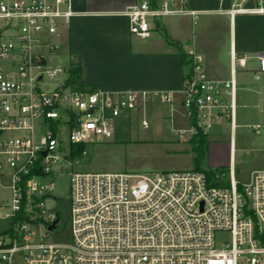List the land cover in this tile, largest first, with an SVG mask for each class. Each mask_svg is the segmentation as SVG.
I'll return each mask as SVG.
<instances>
[{"label": "built area", "instance_id": "1", "mask_svg": "<svg viewBox=\"0 0 264 264\" xmlns=\"http://www.w3.org/2000/svg\"><path fill=\"white\" fill-rule=\"evenodd\" d=\"M216 11L230 21L264 15V0H232ZM74 13L73 0H0V184L10 195L8 207L0 200L10 219L0 233V264H264V169L240 184L231 162L227 177L209 170L212 178L194 168L72 172L70 241L48 240L60 217L47 212L44 200L53 188L55 153L64 154L62 136L69 145L105 141L124 112L148 99L170 101L165 93L71 87L68 64L56 52ZM124 14L130 33L146 36L163 18L188 16L194 23L200 12L189 0H137ZM184 54L180 92L190 135H208L224 118L233 131L234 51L226 79L210 78L193 46ZM245 60L238 58L241 67ZM252 72L264 85V51Z\"/></svg>", "mask_w": 264, "mask_h": 264}, {"label": "rangeland", "instance_id": "2", "mask_svg": "<svg viewBox=\"0 0 264 264\" xmlns=\"http://www.w3.org/2000/svg\"><path fill=\"white\" fill-rule=\"evenodd\" d=\"M202 19H206L204 26ZM190 25L195 33H202L203 36L209 38L208 41L200 43L204 50L201 52L204 67L208 66L210 72H216L219 65L228 70V18L225 15L211 12L197 17L194 23L190 21ZM243 27L245 31L247 30L244 36L254 44L245 50V54H241V56L246 55V60L245 68L242 70L243 81L238 85L247 88L255 87L256 90L261 91V94L257 95L261 109L251 107L246 103L245 106H239L237 102L239 89L237 90L232 161L235 170L234 177L240 184L246 183L254 171L264 169V85L255 81L251 73V70L256 67L258 52L264 50V44H262L264 43V23L249 24ZM211 38L219 48L215 49L217 46L214 44L213 47L208 46ZM56 53L60 61L67 65L68 58L63 47L60 46ZM236 70L240 72L241 68L237 66ZM244 94L247 95L249 92L244 91ZM114 121L115 128L110 139L84 144L83 152L73 158L64 155L68 154L70 145L65 135L62 136L64 154L55 153L58 160L51 164L52 174L48 178V181L53 182V188L49 192L48 199L44 200L47 212L57 213L60 217L56 229L48 234L49 241L59 243L70 241L68 208L69 180L72 172L150 173L193 168L192 152L188 143L191 136L188 131L189 123L181 116L175 120L170 119L166 105L161 104L152 109L138 106L134 110L124 112ZM142 121H145L146 126H142ZM256 123L260 124L258 131L251 129V126ZM179 128L185 130L186 141L184 142L179 139ZM230 132L228 119L216 121L206 137L207 147L200 162L201 169L223 172L227 177ZM0 200L7 207L9 206L10 195L4 181L0 184ZM6 212L7 208L0 210V233L9 226L10 219L4 215ZM220 238L229 240V235L221 234Z\"/></svg>", "mask_w": 264, "mask_h": 264}, {"label": "crops", "instance_id": "3", "mask_svg": "<svg viewBox=\"0 0 264 264\" xmlns=\"http://www.w3.org/2000/svg\"><path fill=\"white\" fill-rule=\"evenodd\" d=\"M231 1L189 0L190 7L200 12L199 17L215 12L228 18L229 68L227 70L219 65L216 72H210L208 66L204 69L210 78H228L231 68L230 52L233 50L236 55L234 77L237 90L239 89L238 105L245 106L246 103L261 109L260 99L257 98L261 91L256 90L255 87L247 88L238 85L243 81L244 68L240 66L238 58L242 57L241 54H245V50L254 44L244 36L247 30L245 31L243 26L264 23V15L240 14L230 21L228 15L216 10L220 4L228 7ZM136 2L137 0H73L75 13L67 28L62 31L61 47L68 58V63L73 56L77 57L84 86L98 88L110 94L125 91H145L150 95L165 93L170 97L169 102L148 99L140 106L152 109L163 104L167 106L170 119L175 120L180 116L186 119L183 115L180 89L187 68L181 61L180 53H185L189 46H193L202 54L204 50L200 43L208 41L209 38L202 33H195L188 16L163 18L154 24L146 36L131 34L124 12ZM203 19L201 22L204 26L206 19ZM213 44L217 46L211 38L208 46L213 47ZM257 45L258 43L255 47ZM217 48L219 47L215 49ZM237 66L241 68L240 72L236 70ZM244 91L245 93L248 91L249 94L245 95ZM233 134L234 130L230 132L228 159V162L232 164Z\"/></svg>", "mask_w": 264, "mask_h": 264}, {"label": "trees", "instance_id": "4", "mask_svg": "<svg viewBox=\"0 0 264 264\" xmlns=\"http://www.w3.org/2000/svg\"><path fill=\"white\" fill-rule=\"evenodd\" d=\"M181 61L185 63V54L180 53ZM68 77H67V83L75 88V89H83L86 88V86L83 85L81 81L80 76V66L79 61L76 56H73L69 63H68ZM207 135L198 133L191 135L188 139V143L190 145V150L192 152L191 161L193 164V168L197 170H203L200 168V162L204 156L205 149L207 147ZM83 143L78 144H71L69 148L68 157L73 158L76 156H79L83 152ZM206 174L212 178V173L209 170H204Z\"/></svg>", "mask_w": 264, "mask_h": 264}, {"label": "water", "instance_id": "5", "mask_svg": "<svg viewBox=\"0 0 264 264\" xmlns=\"http://www.w3.org/2000/svg\"><path fill=\"white\" fill-rule=\"evenodd\" d=\"M52 227V225H50L48 228L50 229Z\"/></svg>", "mask_w": 264, "mask_h": 264}]
</instances>
